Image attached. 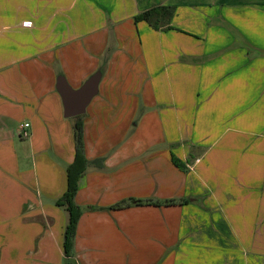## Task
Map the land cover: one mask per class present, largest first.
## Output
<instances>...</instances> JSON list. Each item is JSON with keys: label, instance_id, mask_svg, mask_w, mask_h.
<instances>
[{"label": "crops", "instance_id": "0c3cea01", "mask_svg": "<svg viewBox=\"0 0 264 264\" xmlns=\"http://www.w3.org/2000/svg\"><path fill=\"white\" fill-rule=\"evenodd\" d=\"M157 7L169 28L134 22ZM95 73L64 118L57 77ZM77 124L67 261L264 264V0H0V205L31 208L33 264L65 257Z\"/></svg>", "mask_w": 264, "mask_h": 264}, {"label": "trees", "instance_id": "16d2710c", "mask_svg": "<svg viewBox=\"0 0 264 264\" xmlns=\"http://www.w3.org/2000/svg\"><path fill=\"white\" fill-rule=\"evenodd\" d=\"M173 16L172 7H157L150 9L137 15L133 18L134 22L144 21L150 25L153 29L158 30L169 28L168 25ZM75 138H76V151L75 159L72 165L68 166L67 172V190L64 195L56 201L58 208H63L68 213V221L64 230V256L68 260L70 255L71 241L74 236L77 219L79 218L80 211L73 205V197L77 190V181L85 171V168L89 165L82 156L81 146V125H75ZM172 163L179 169H182L181 164L177 163V160L172 156ZM94 163L93 165H95Z\"/></svg>", "mask_w": 264, "mask_h": 264}, {"label": "rangeland", "instance_id": "374dc122", "mask_svg": "<svg viewBox=\"0 0 264 264\" xmlns=\"http://www.w3.org/2000/svg\"><path fill=\"white\" fill-rule=\"evenodd\" d=\"M6 167L7 165L4 164L1 168ZM6 202L7 204H11L8 200ZM26 204L25 206H21L20 214L18 213L10 219L12 221L6 219L7 215L4 213L5 208L0 205V264H33V249L31 242H33L34 217L31 208ZM54 222L55 226H57L58 221L56 222L54 220ZM20 231H23L24 233L21 234ZM15 235L17 237L14 239L13 237ZM17 239L20 243V247H16L14 244L13 240L17 242ZM63 259L61 264H73L70 261H67L65 257Z\"/></svg>", "mask_w": 264, "mask_h": 264}, {"label": "water", "instance_id": "95a60500", "mask_svg": "<svg viewBox=\"0 0 264 264\" xmlns=\"http://www.w3.org/2000/svg\"><path fill=\"white\" fill-rule=\"evenodd\" d=\"M100 76V73L93 74L78 89H72L64 77H57L55 87L61 98L64 118L85 113L87 105L97 93Z\"/></svg>", "mask_w": 264, "mask_h": 264}, {"label": "built area", "instance_id": "2783aa9c", "mask_svg": "<svg viewBox=\"0 0 264 264\" xmlns=\"http://www.w3.org/2000/svg\"><path fill=\"white\" fill-rule=\"evenodd\" d=\"M28 128H29V125L26 123L20 125L19 134H18L19 138H21V139L28 138V136H29Z\"/></svg>", "mask_w": 264, "mask_h": 264}]
</instances>
